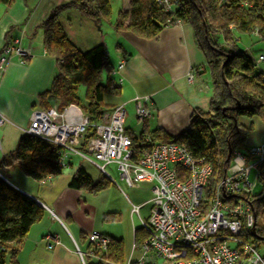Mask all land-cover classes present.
<instances>
[{
	"label": "crops",
	"instance_id": "0c3cea01",
	"mask_svg": "<svg viewBox=\"0 0 264 264\" xmlns=\"http://www.w3.org/2000/svg\"><path fill=\"white\" fill-rule=\"evenodd\" d=\"M69 1L12 0L10 7L0 5V50L6 44H19L29 52L24 64L11 57L0 78V114L5 118L0 124V178L44 209V216L12 246L18 264H84L79 253L89 250L86 235L97 231L108 241L120 240L122 246L121 263L105 261L102 264H125L140 255L141 221L148 217V214L141 213V209L149 204V199L134 204L111 181L96 193L70 188L69 179L80 166L78 160L77 167L73 168L71 157L61 174L36 182L18 169V161L13 156L31 111L49 108L51 103L48 100L54 97L48 95L45 101L39 100V96L50 88L58 71L55 59L45 52L41 30H37L39 23L52 8ZM128 1L124 0L114 13L110 0L113 15L108 21H100L97 29L94 22L73 9L63 11L58 23L70 43L82 52L100 42L105 44L112 66L110 76L113 84L121 88L118 97L111 98L109 104L105 102L109 112L117 105L123 104L124 108L132 105L135 96L150 98L146 106L151 113L143 123L137 124L138 131L130 128L134 126L131 120V125L125 126V110L124 133L128 137L137 139L142 134V138L149 135L152 139L155 131L175 137L188 129L194 109L206 112L210 108L213 86L204 53L188 24L162 28L151 39L139 38L130 31H116L117 13L126 11ZM108 37H111L110 44L107 43ZM122 59L125 63L118 68ZM189 74L191 79H188ZM240 119H246L244 124L252 123L254 127L247 144L262 139V123L258 126L255 118ZM136 205L139 208L135 213L131 209ZM86 260L91 264L97 262L85 257V264Z\"/></svg>",
	"mask_w": 264,
	"mask_h": 264
},
{
	"label": "trees",
	"instance_id": "16d2710c",
	"mask_svg": "<svg viewBox=\"0 0 264 264\" xmlns=\"http://www.w3.org/2000/svg\"><path fill=\"white\" fill-rule=\"evenodd\" d=\"M10 7L12 0H0V5ZM171 10L159 8L156 0H129L126 11L117 13L114 29L132 32L135 36L151 39L162 28L176 24H188L193 38L203 51L210 73L213 92L210 95L209 110L203 112L194 109L189 117V127L175 137L155 131L152 140L173 142L183 145L188 153L202 159L212 168L210 181L224 176L229 166L225 161L227 149L243 151L247 138L253 132V124L245 127L240 118H259L264 122V71L256 70L254 60L245 50L237 47L235 35L253 36L264 41V0H169ZM75 10L96 25L111 18L110 0H70L52 8L49 15L39 23L45 52L53 57L58 69L52 78V84L39 96L40 102L48 95L54 96L62 109L68 104L77 105L88 118L90 124H96L99 118L109 112L104 102L105 95L118 97L121 88L113 84L110 76L112 66L105 44L100 42L85 52L70 43L64 30L58 23L66 10ZM127 22V25H124ZM220 36L219 40L217 39ZM219 40V41H218ZM79 87L84 93L79 94ZM264 125V124H263ZM93 136L91 126L83 133L80 146ZM135 154L146 147L142 134L139 138H130ZM58 147H54L38 137L23 133L18 140L14 158L18 169L33 181L40 182L47 177L61 174ZM232 154V153H231ZM262 188L259 193L250 196L255 217L256 236L264 239V175L258 177ZM108 181H93L85 169L78 166L70 177L68 186L76 190L92 193L102 191ZM44 216V209L26 194L0 178V264H18L16 250L12 243L25 237L31 225ZM263 222L258 224L259 218ZM142 233L141 242L145 238ZM244 240L255 249L264 243L255 239L251 231L242 234ZM120 240H109L104 251L99 250L102 261L122 262ZM91 264V263H86Z\"/></svg>",
	"mask_w": 264,
	"mask_h": 264
},
{
	"label": "built area",
	"instance_id": "2783aa9c",
	"mask_svg": "<svg viewBox=\"0 0 264 264\" xmlns=\"http://www.w3.org/2000/svg\"><path fill=\"white\" fill-rule=\"evenodd\" d=\"M159 8L170 11L169 0H156ZM254 37L258 36L255 29ZM29 52L19 44H6L0 50V78L11 57L24 64ZM258 66L264 61L254 59ZM125 60L119 61L118 68ZM191 79V74L188 75ZM133 106L139 123L150 115L147 96H135ZM45 110H32L23 133L33 135L58 147L59 166L65 167L71 156L90 162L110 179L106 167H116L118 176L128 188H150L149 213L141 221L145 238L140 242L138 259L125 264H155L163 259L166 264H264V252L255 249L242 234L255 224L250 196L264 175V135L257 143L247 144L243 151L235 149L229 166L220 179H213L212 168L202 159L188 153L183 145L152 141L143 137L146 145L138 154L124 133L126 111L123 104L104 113L96 124L74 104L59 108L55 98ZM5 121L0 114V124ZM91 126L93 136L81 149L83 133ZM91 155L90 157H88ZM254 172L253 181L249 176ZM139 206L131 211L138 212ZM89 250L79 253L84 260L96 259L99 250L108 243L105 235L92 231L86 235Z\"/></svg>",
	"mask_w": 264,
	"mask_h": 264
},
{
	"label": "rangeland",
	"instance_id": "374dc122",
	"mask_svg": "<svg viewBox=\"0 0 264 264\" xmlns=\"http://www.w3.org/2000/svg\"><path fill=\"white\" fill-rule=\"evenodd\" d=\"M124 0H112V10L114 13L117 12V9H120L121 5H123ZM111 10V9H110ZM111 10V15H113V12ZM94 27L97 29L96 25H94ZM236 39H237V47L240 50H245L247 55L251 58V60H254L257 58V56L262 55L264 56V41L254 37V36H249L246 34H241V35H235ZM110 39L111 37L107 38V43L110 44ZM219 40L220 36L217 38ZM218 40V41H219ZM255 61V60H254ZM256 70L259 71H264V61L262 63H260L258 66L255 65ZM84 93V90L82 87H79V94L82 95ZM115 96L113 95H105L104 96V102H106L107 104H109L110 101H112L111 98H113ZM127 111V118H126V124L125 126L131 125L132 122V126L130 128H134L135 130L138 131V126L137 124H141L139 123V121H137L136 117H135V110H134V106L133 104L130 105H125L124 108ZM131 120V122H130ZM246 121V119L241 120L239 119V123L242 126H246V124H244ZM258 122V126L262 124H264V122H261V120L259 118L255 119V122ZM256 122V123H257ZM254 124L255 126L257 124ZM252 124V123H249ZM248 125V124H247ZM251 134V133H250ZM91 155H89L88 157H90ZM71 158L74 160V164H73V168L74 166H76V161H80V166L86 170L87 174L89 175V177L93 180V181H99L101 179H105L107 181H111L113 186H117L120 189H122V191L128 196V198L134 203L136 204V202H143V201H147V199H149L151 197V193H150V188H148V186L142 187V188H135V189H131L128 188L125 183H123L121 181V179L118 176V172L116 171V167H114V165L112 164L111 166L106 167V171L110 176V179L105 177L102 173L99 172V170L97 168H95L94 165H92L90 162L86 161L85 159H82L81 157H75V156H71ZM67 168V167H66ZM254 175L255 173L252 172L251 175L249 176V180L253 181L254 179ZM256 186L253 189V193H259V191L262 188L261 183L256 182ZM87 195V194H86ZM89 196V194L87 195ZM148 208H149V204H147L145 207H143L141 209V213L143 215L148 214ZM263 219L260 217L258 219V224L262 223ZM144 231V230H143ZM259 251L264 252V243H262L259 246ZM98 261V260H97ZM86 262L88 263L89 261L86 260ZM155 264H166L165 261L163 259H157V262Z\"/></svg>",
	"mask_w": 264,
	"mask_h": 264
},
{
	"label": "water",
	"instance_id": "95a60500",
	"mask_svg": "<svg viewBox=\"0 0 264 264\" xmlns=\"http://www.w3.org/2000/svg\"><path fill=\"white\" fill-rule=\"evenodd\" d=\"M94 24L96 25V22H94ZM96 27H98V25H96ZM227 151H228V153H227V156H226V158H225V161H226V162L229 161L230 156H231V153H232V151H231L230 148H228ZM250 229H251V230H250V231H251V235H252L255 239H258V240H260V241H261V240L264 241L263 238L259 239V238L256 236L254 225H252V227H251Z\"/></svg>",
	"mask_w": 264,
	"mask_h": 264
},
{
	"label": "bare ground",
	"instance_id": "6f19581e",
	"mask_svg": "<svg viewBox=\"0 0 264 264\" xmlns=\"http://www.w3.org/2000/svg\"><path fill=\"white\" fill-rule=\"evenodd\" d=\"M3 122H4V121H3ZM3 122H2V123H3ZM52 146H53V145H52Z\"/></svg>",
	"mask_w": 264,
	"mask_h": 264
}]
</instances>
